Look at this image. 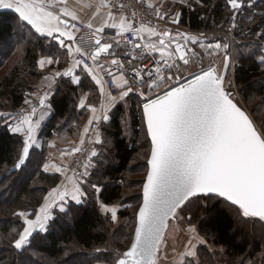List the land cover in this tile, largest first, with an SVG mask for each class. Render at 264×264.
I'll return each instance as SVG.
<instances>
[{"label":"snow or ice","instance_id":"obj_1","mask_svg":"<svg viewBox=\"0 0 264 264\" xmlns=\"http://www.w3.org/2000/svg\"><path fill=\"white\" fill-rule=\"evenodd\" d=\"M60 3L66 4L67 0H60ZM227 4L234 13H238L246 7L247 0H227ZM51 7L52 5L46 0H0V8L14 9L19 14L21 22H27L36 32L58 40L62 47L68 49L70 55L74 51L80 56L88 57L93 65H97L101 54L111 55L110 49L113 48V43H102L100 39V34L105 28L118 29L117 36L133 33L138 39H143L144 34L147 33L150 37L158 38V43L148 42L143 45L127 41L133 50L160 52L163 63H155L154 68L146 73L147 80L143 69L133 67L131 71L133 79L144 84L150 93L162 92V94L156 95L154 99H147V102L142 104V120L146 124L147 136L150 137L151 143L148 160L150 167L143 184V202L137 213L133 242L115 264H161L162 249L168 247L169 221L178 219L179 212L193 198H225L227 202L238 207L243 218L264 222V122L257 126L256 116L249 113L239 102L235 85L231 80H226V70L232 62L229 44L216 43L207 46L216 52L224 50L223 71H218L215 66L210 65L206 70L201 69L198 74L194 73V78L187 83L175 86V82L180 78L181 64L188 66L195 62L196 53L187 49V42L199 41L203 36L202 33L200 36L181 33L179 35L184 43H180L172 38L170 31L160 32L156 27L148 26L143 22L139 27H134L133 22L125 15L116 17L109 10L106 13L107 19L94 29L97 35L95 51L85 53L79 46L74 48L72 43L65 44L63 37L74 41L72 30L79 31V29H76L75 24L70 26L67 19L62 20L59 14L50 10ZM108 7H110L108 0H99L93 15H99L101 8ZM149 7L155 8V5L149 3ZM61 12L65 17L71 16L72 20L79 19L75 12L65 9H61ZM165 15L167 12L161 13L156 9V16L160 20H163ZM231 19L234 20L235 16ZM172 22L179 23V20L173 19ZM87 27L92 29L93 24L89 22ZM259 27L260 30L255 33L261 38L259 49H249V51L253 55H258L260 62L264 63V26ZM231 28L239 29L240 25L232 23ZM57 33L59 35H56ZM116 44L118 46V41ZM200 46L206 47L204 44ZM57 62L45 58L39 61V65L43 68L46 64ZM111 64L116 66V73H113L111 68H105L104 65L90 67L82 59H74L72 68L45 78L54 81L55 77L61 75L73 76L74 82L79 83L80 78L74 76L73 69L81 65L85 71L92 74V78L100 85L103 99L99 109L87 105L92 115L83 129V135L91 132L96 143L103 141L100 139L99 131L91 126L101 120H109L108 113L117 102L125 100L133 92L131 83L125 77L123 62L113 59ZM144 67L147 68V65ZM97 69L104 70L107 75L113 77L115 86L119 89L118 95H112L111 91L104 87ZM173 69L175 72L172 71ZM48 95V92H44L39 98L41 109L47 108L45 101ZM140 95L143 96L144 93L140 92ZM25 103L29 101L26 100ZM85 106L86 97L80 102L81 108ZM37 114L38 109L33 106L27 113L18 114V118L9 125L13 133L23 137L19 158L14 164L17 169L26 164L30 151L37 143L36 133L45 113L41 110L39 117L34 119ZM9 115L0 113V117H5V123ZM80 144L81 146L84 144L83 136ZM68 151L75 153L81 151V148L76 147ZM91 155L96 156L97 153L93 151ZM52 167L56 172L65 175L66 181H62L48 193L35 219L27 218L23 211L17 213L24 217L25 226L12 241L15 249H24L37 229L47 231V224L52 219L53 207H59L61 212H66L67 199L81 203V198L87 196L81 187L82 183H88L87 180L78 179L74 171L68 176L70 169L67 165H52ZM48 168L49 165L45 164V171ZM87 175V170L80 174L81 177ZM91 187L98 190L96 184H92ZM102 209L105 213H110L113 222L117 220L116 207L102 205ZM187 231L191 235L187 239L184 251L178 254L177 264H197V245L207 243L200 237L194 225H190ZM163 258L167 259V253H164ZM241 264H256V261L242 259Z\"/></svg>","mask_w":264,"mask_h":264},{"label":"trees","instance_id":"obj_2","mask_svg":"<svg viewBox=\"0 0 264 264\" xmlns=\"http://www.w3.org/2000/svg\"><path fill=\"white\" fill-rule=\"evenodd\" d=\"M257 2L258 0L255 3ZM255 3L253 4L255 5ZM247 11L251 10L247 9ZM233 13L227 4V0H199V2L194 0L191 5L182 6L179 22L181 25L196 31L228 28ZM238 14L241 27L246 31L256 30L259 23H264V21L254 22L253 18L249 20L246 16H243L244 14L239 12ZM19 31L23 32L22 37L23 39L25 37L26 47L19 55V59L10 64L7 71L0 78V110L3 113L10 114L7 117V123L4 122L5 117H0V208L3 209L6 215L5 218H0V224L4 225L1 230L5 236L10 232L13 225L20 228L24 227V221L17 213L20 211H36L42 205L48 189L56 186L60 181V174L45 171L42 167L47 149L49 150L46 145L43 146V149L33 147L32 152L35 154V158L30 159L31 156H29L24 166L18 169L14 167L19 158L23 137L10 130L9 117L21 113L27 105L25 101L29 98V91L34 90V85H32L34 79H40L44 74L38 68L37 59L39 54L47 53L45 51L47 45H45L44 40L33 38V35H35L33 31L29 26L23 24L16 14L1 10V66L4 65L6 58L16 50ZM244 40L248 41L249 39ZM19 41H21V38ZM2 44L5 45V49L2 48ZM1 58H3V61H1ZM194 60L198 62L197 55ZM263 78L264 70H262L260 63L254 58L253 54L249 58L242 56L239 59L235 70V84L242 89L244 97L257 92L254 90L255 83L260 82ZM87 91L91 92L89 103L98 104L102 94L100 86L95 81L90 80L87 83L84 77L81 83L77 85L69 78L62 77L60 79L51 101L54 112L42 127L41 134L44 139H50L54 136L59 138L66 136L65 139H67L79 135L77 124L82 117L85 118L89 113L86 106L79 107V100L81 95ZM129 97H131V93ZM133 102L135 103V100ZM133 108L134 110L131 109L128 114L123 103L119 102L113 110L111 120L105 126L103 123L101 124L106 139L109 138L111 144L108 148L109 154H106L108 153L107 150L106 153L101 155L102 159L104 157L103 163L106 165L103 166L101 171H103L105 178L109 179V182L104 185L99 198L106 205H112L123 200V188L120 182L126 180L131 164L140 150L147 147L151 150L150 139L142 120V111L138 114L134 105ZM139 116L141 117L139 118ZM126 120L127 123L125 124L124 121L126 122ZM68 144L64 145L69 146ZM105 145L106 143L104 149H102L103 152L105 151ZM35 162L37 163L34 164ZM107 162L110 163L107 165ZM145 168L147 174L148 159L145 162ZM140 197L142 201V190ZM198 200L199 202L196 203L198 208L194 218L197 220L199 229L204 233L207 242L216 248L214 252H211V256L215 255L219 264H232L240 257L246 258L253 251L249 256L256 260L257 254L262 250V238L249 237L248 230L243 226H238L237 218L231 210L237 211L242 221L258 226L260 231V227H264V222L258 219L243 218L238 207L223 198H193L185 206ZM120 213L122 216L130 214L129 211ZM67 217L70 219H66ZM33 241L32 245H35L40 253L56 259L60 258L72 245L81 247L84 250L105 245L108 241V230L106 229V221L96 203L93 201L80 204L72 203L71 210L62 215V220L56 219L48 233L41 235L40 238L35 237ZM9 243L8 249L14 254L25 255V251L29 247L26 246V248L19 251L14 248L11 241ZM251 248L254 249L251 250ZM219 249L224 250V255L219 252ZM28 258H33V254L30 253ZM212 264H214V261H212Z\"/></svg>","mask_w":264,"mask_h":264},{"label":"rangeland","instance_id":"obj_3","mask_svg":"<svg viewBox=\"0 0 264 264\" xmlns=\"http://www.w3.org/2000/svg\"><path fill=\"white\" fill-rule=\"evenodd\" d=\"M256 1L257 0H247L246 9L244 8L245 11L242 10L239 13L244 14L243 16H246L249 20H252L253 18L254 22H262L264 21V0H258V2L255 3ZM253 3H255V5ZM247 9L251 11H247ZM236 14L237 16L239 15L238 13H233L232 17L233 16L236 17ZM236 18H237L236 22L241 26L239 22L240 20L238 19L239 16ZM260 24L262 23H259L257 25L258 28H260L259 27ZM229 25L230 26L228 28H217L210 31H198V32L195 31L192 33L182 31V33H186L190 36H200L201 33L203 34V36L200 38L199 41H188V43L192 46L194 52L198 56V62L190 63L188 66H184L182 64L180 74L184 76L188 74L190 76L193 75L194 73L196 74L200 72L201 69L206 70L210 65L215 66L218 71H223L224 50L221 49L219 52H216L212 49H209L207 46L216 43L229 44L230 46L229 53L232 56V62L226 80H231L233 82V84L235 85V92L237 94V99L247 109L249 113H252L254 116H256L255 122L259 126L261 122H264V89H263L264 78L261 79L260 82L255 83L254 90L257 92L250 93L248 97H244L241 91L242 89H240L235 84V70L237 68V62H239V59L242 56L245 58H249V56L251 57L252 53L249 51V49H257V50L259 49L261 38H257V37L254 38L252 36L242 38L241 35L240 37H238L235 28H231V23ZM22 36H23V32L19 31V33L17 34L18 43H16L18 45L16 46L17 51L15 50L16 52L15 51L12 52V54H10L6 58V60L4 61V65L2 66L0 65V78L7 71L9 65L13 64L15 61L19 59V55L26 47V41L24 42L25 37L23 39ZM173 36L172 38H174ZM20 38L21 41H19ZM244 39H249L252 41L249 40L247 41ZM156 43L158 42L156 41ZM201 44H204L206 47L201 48L200 46ZM1 46L3 49L6 48L5 45L3 44ZM253 56L260 63L262 70H264V63L260 62L258 55H253ZM1 61H3V58H1ZM82 74L86 78L87 83L90 80L91 81L94 80L91 74H89L87 71L83 70ZM40 80L41 79H36V80L34 79L32 85H34V87L35 85H39ZM31 93L33 92L29 91L28 93L29 96ZM161 93L162 92L154 93V96ZM32 101H29V103L25 105L24 109L29 106L32 107L36 106L35 103H34L35 105L31 104L33 103ZM0 113H3L2 110H0ZM88 115L89 113L85 116V118L82 117L80 122L77 124V133L79 132L80 136L79 135L78 136L81 138L82 136L83 137L85 136L83 135V129L87 125V122L89 120ZM124 123H127V120L126 122L124 121ZM99 133L101 134L100 139L103 141V143L97 144V149H96L97 155L91 156L87 162V165L84 166V168L78 172L75 171V169L72 167V161H73L72 160L73 155H72L69 166L70 171H68L67 175L71 176L72 172L74 171L78 179L87 180L88 182L87 184H83V183L81 184V187L87 193L86 197L81 198L82 200L81 203H85V202L87 203L88 201L89 202L93 201L94 203L97 204L101 215L106 221V229L108 230L107 243L103 246L95 247L90 250H84L81 247H76L72 245L65 251V253L60 258H56V259L50 258L49 256L40 253L35 247V245H32V242H34L33 240L35 239V237L40 238L41 235L48 233L54 221L56 219L62 220V215L67 211L69 212L71 210L72 203H76V202L69 198L65 202V206L67 208L66 212H61L59 210V207L52 208L51 210L52 219L49 220L47 224V231H40L39 229H37L33 233V235L29 238V244L26 245L29 247L25 251L26 252L25 255L14 254L12 251H10V249H8L9 247L8 245L10 244L9 241L12 242V240L17 238V234L23 230V227L20 228L18 226L13 225V227H11L10 232L5 236L3 231L1 230L4 225L0 224V264H115V261L118 258H120L122 253L128 250L134 238V232L137 223L136 212L138 211L139 209L138 207L142 202L140 193L143 187V180L147 175L145 162L149 158L148 156L150 155L149 153L150 150L149 147L140 150L135 160L131 164V168L129 170L126 180L120 182L123 188V200H121L118 203L108 205L109 207H116L117 209V220L113 222L110 219V213H105L103 211L102 205H106V204H104L99 198L100 192L103 190L104 185L109 182V179H106L105 176L103 175V171H101L103 166H106L103 163L104 157L102 159L101 155L107 152L111 144L109 138L106 139V134L103 131L102 125L100 127ZM65 137L64 138L55 137L53 141L57 146L68 143H69L68 145L70 146L71 145L70 143H74L73 140H75V138L77 139V137H73V138L69 137L67 139H65ZM105 143H106L105 151L103 152L102 149H104ZM42 145L40 146L39 144V146L37 147L43 149L44 145L43 146ZM30 154H31L30 159L35 158L34 157L35 154H33L32 150L30 151ZM106 154L107 155L109 154V150L108 153ZM55 156H57V153L53 156L52 150L47 149L45 161L44 163H42L43 169L45 164L52 166L50 162L55 161L54 160L56 159ZM36 163L37 162H35L34 164ZM109 163L110 162H107V165ZM85 170H87L88 175L86 177H81L80 174L85 172ZM62 181H66V176L60 174L59 183L56 186L50 187L48 189V192L44 196V199L45 197L48 196V193L53 188L60 185ZM92 184H96L98 190H94L91 187ZM44 199H43V203H44ZM197 202H199V200L195 201V203H191L185 206L183 210L179 212L178 214L179 218L176 220H171L169 222V230L167 234L168 247L166 249H162L161 264H177L178 254L184 251L185 245L187 243V239L191 235V233L187 231L190 225H194L200 237H202L207 242L204 233H202L199 229L197 220L194 218V216L196 215V209L198 208L196 205ZM41 206H39V208ZM39 208H37L36 211H23V212L26 213L27 218L35 219V215L38 213ZM124 211H129L130 214L128 216H122L120 212H124ZM231 211L235 214L237 218L238 226L239 227L243 226L246 228V230H248L249 237L254 236V237L262 238L261 239V242L263 244L262 250L257 254V259H256L257 261L256 260L255 261L257 264H264V255H262V253H264V227H260L261 228L260 231L258 230V226L242 221L237 211H235L234 209ZM5 216H6L5 212L3 211V209L0 208V218L2 217L5 218ZM22 219L24 221V217H22ZM66 219H70V218L67 217ZM215 249L216 248L212 247L208 242L203 245H197V253H198L197 264H212V261H214V264H219L218 258L215 255L211 256L212 254L211 252H214ZM253 249L254 248H251V250ZM18 250L21 251L23 249H18ZM219 252L222 255H224L223 249H219ZM252 252H250L249 255H251ZM30 253L33 254V258L29 259L28 257ZM164 253H167V259L163 258ZM249 255H247V257L244 258L247 260H253V257L251 258ZM244 258L240 257L238 260L236 259L235 261H233L232 264H241V261Z\"/></svg>","mask_w":264,"mask_h":264},{"label":"built area","instance_id":"obj_4","mask_svg":"<svg viewBox=\"0 0 264 264\" xmlns=\"http://www.w3.org/2000/svg\"><path fill=\"white\" fill-rule=\"evenodd\" d=\"M108 3L110 6L107 8L108 11L110 10L113 13V15L118 17L121 14L125 15L129 20L133 22L134 27H139V24L143 22L148 26L156 27L157 30L160 32L170 31V33L173 34L176 33L175 35L176 37L173 38L174 40L184 42L183 38L179 35L182 33V31L191 32V33L196 31L181 25L180 22L173 23L172 20L175 19L173 14H171L169 11L161 10L157 6H155V8L149 7V3L145 0H108ZM121 5H123V7H121ZM156 9H159L161 13L167 12V15L164 16L163 20H160L156 16ZM133 13H135V17H133ZM236 17H238L237 14ZM236 17L234 20L233 19L230 20L231 24L237 23ZM72 24H75L76 29H79V31L72 30L75 36L74 44L76 46H79L85 53L94 52L97 47L95 44L97 35L94 29L93 28L89 29L87 27V24L79 20H70V26ZM260 25L264 26V23L262 22V24ZM259 30L260 28L257 27L256 30L246 31L241 26L239 29H235V31L237 32V36L240 37L241 35L242 38L250 37V36L255 38L257 37L255 33L258 32ZM117 32L118 31H114V32L105 31L104 33L100 34L101 42L113 43V48L110 49L111 55L108 53H103L98 57L97 61H100L103 58L107 57V58L117 59L123 62L125 77L129 80V82L133 87V92H131V95L132 97L140 96V101L138 102V104L135 105L138 114H140L142 104L144 102H147V99L155 98L156 95L154 96V93H150L144 84H141L139 81L133 79V74L131 69L133 67L143 69L145 73V80H147L148 77L146 73L154 68L156 62H161V63L163 62L161 61L160 54H157L156 52L143 51L142 49L133 50L131 44L127 43V41H132L133 43L143 45L145 43L151 42L149 39H147L146 33L144 34L143 39H138L133 33H125L123 36H117ZM111 38L112 39L114 38L115 43L111 42L110 40ZM117 41H118V46L116 44ZM187 49L191 50V52H194L192 46L188 42H187ZM142 52L143 54H141ZM74 59H82L84 63L89 64L90 67H94L92 61L86 56H80L75 53ZM144 65H147V68H145ZM110 68L113 73H116L117 71L116 66L111 65ZM181 68H182V64L180 66V72H181ZM172 71L175 72V69H173ZM192 77L194 76L193 75L189 76L188 74L184 76L180 74V78L178 81L175 82V86L185 83L186 81L190 80ZM101 78L103 80L104 87L107 90H110L112 95L116 96L119 94V89L116 88L112 76L107 75V73L105 72L104 74L101 75ZM137 89H139V91H137ZM140 92H143L144 95L143 96L140 95ZM30 110L31 108L27 109V111ZM140 117L141 116H139V118ZM91 127L100 131L101 121L99 123H94ZM83 139H84V144L82 146L81 144L74 146V148L80 147L81 151L73 153L72 156V160H73L72 167L77 172L81 171L84 168V166L87 165L89 158L92 156L91 153L93 151L96 152L97 144H98L95 142V138L91 132L85 135Z\"/></svg>","mask_w":264,"mask_h":264},{"label":"crops","instance_id":"obj_5","mask_svg":"<svg viewBox=\"0 0 264 264\" xmlns=\"http://www.w3.org/2000/svg\"><path fill=\"white\" fill-rule=\"evenodd\" d=\"M145 1L157 6L161 10L169 11L171 14H173L175 19H177V17H178V20L180 19L182 6H184V5L189 6V5H191L192 2H194V0H183V2H182V0H145ZM46 2L50 5H52L50 10L59 14L61 16L62 20L67 19L69 21V25H70V20H72V18H71V16L65 17L63 12H61V9H65V10L70 11V12H75L77 14V16L79 17V19H77V20L82 21L85 24H88L89 22H91L93 24V29L100 26L104 22V20L107 19V16H106V13L108 12L107 8H101L99 15H95V16L93 15L96 11V6L98 5L99 0H67L66 4L60 3V0H46ZM89 4H92L93 6L88 7L87 5H89ZM1 10L11 11L19 17V14L16 13L14 9L0 8V11ZM177 14H178V16H177ZM116 17H118V16H116ZM22 23L29 26L30 29L33 31V33L35 34V35H33V38L36 37L38 39L44 40L45 45H47V47L45 48V51H47V53L44 52V54H42V53L39 54V57L37 59L38 68L44 74L40 78L41 80H40L39 85H35L34 90L31 91L33 93L30 94V96L27 100V101L33 100L32 101L33 103H31V104L32 105L36 104V107L38 109L37 117H34V119H37L39 117V112L41 110H43L45 113L43 120L40 121V127L36 133L37 143L34 146L37 147V146H39V144L41 146L44 143L43 145H46L47 147H49V149L52 150L53 156L57 153V156H55L56 159H54L55 161L54 162L51 161L50 164L57 165V166L67 165L69 168L70 159H71V156L73 155V153H70L68 150L73 149L74 146L80 144V140H81L80 139L81 137H79L80 135L77 137V139L75 138V140H73L74 143H70L71 144L70 146L63 145V144L57 146L53 141L55 136L50 138V139L45 138L46 139L45 140L43 138V135L41 134V132H42L43 125L50 119V117L52 116V114L54 112V108L52 106L51 101H52V97L54 96V94L57 90L60 79L62 77L69 78L70 80H72L74 82L73 76H66V75H61L59 77H55L54 81H49V80H46L45 78L46 77H53V76H55V73H57V72L64 73L66 70L72 68L75 52L73 51V53L70 55L68 52V49L66 47H62L59 44L58 40H54L52 37H48L46 35H42L41 33L36 32V30L31 25L27 24V22H22ZM109 23H111V21H109ZM105 31L114 32V31H118V29L105 28ZM171 34H173V33H171ZM56 35H59V34L57 33ZM175 35H176V33L174 34L173 37H175ZM146 37L151 42H154V43H156V41L158 42L157 37H150L148 35H146ZM63 39L65 41V44L72 43L73 47L74 48L76 47V45L74 44V41H70L67 37H63ZM110 40H111V42H114V38L113 39L111 38ZM166 43H168V42H166ZM156 53L160 54V52H158V51H156ZM45 58H51L52 60L58 61V62L53 63V64H46L45 67L41 68L39 65V61L41 59H45ZM112 60H113L112 58L105 57L102 60L97 61V65H104L105 68H110L112 65L111 64ZM97 65H94V67H96ZM83 70L84 69H83L82 65L80 67L73 69L74 76H78L80 78L79 83L74 82V84L78 85L81 83L82 79L84 78V76L82 74ZM97 71H98V75L100 77L102 74L105 73L104 70L97 69ZM91 76H92V74H91ZM93 81H95V80H93ZM49 84L51 85L50 87H49ZM44 92H48V94H49L46 101H45L47 108L41 109V106L39 105L38 100L43 95ZM129 96H130V94H129ZM129 96L126 97L125 100L117 102V104L119 102L123 103L128 114L130 113L131 109L134 110L133 105L135 107V105L138 104V102L140 101V96L132 97V95H131L132 98ZM85 97H86V107H87V105H92V106H95L97 109H99L103 97L101 98V100L98 104L89 103V99L91 98V92L87 91L81 95L80 100H79V107H80L81 100ZM134 100H135V103L133 102ZM115 107H116V105H115ZM115 107L112 108V110L108 113L109 114V120H107V121L101 120V124L103 123L105 126V124L111 120L112 113H113L112 111L115 109ZM28 108H32V106L26 107L25 109L23 108L21 113H27ZM88 110H89V108H88ZM91 115H92V113L89 110L88 119L91 117ZM15 118H18V114H13V116L9 117L10 125L13 124V120ZM127 131H129V130H127ZM100 136H101V134H100ZM47 171L51 172V173H58L54 170V168L52 166H49ZM58 174H61V173H58Z\"/></svg>","mask_w":264,"mask_h":264},{"label":"water","instance_id":"obj_6","mask_svg":"<svg viewBox=\"0 0 264 264\" xmlns=\"http://www.w3.org/2000/svg\"><path fill=\"white\" fill-rule=\"evenodd\" d=\"M177 42H180V43H184V42H182V41H178V40H176ZM172 47L174 48V45H172ZM231 55V54H230ZM230 66H231V63H230V65H229V67L227 68V70H226V78H227V75H228V73H229V69H230ZM223 70H224V68H223ZM194 77H192L191 79H193ZM190 79V80H191ZM189 81V80H188ZM188 81H186L185 83H187ZM184 84V83H183ZM179 86V85H178ZM154 99V98H153ZM247 110V109H246ZM256 123V122H255ZM258 126V125H257ZM145 127H146V124H145ZM149 139H150V137H149ZM150 159V155H149V158H148V160ZM149 164H148V169H149ZM147 176V175H146ZM146 181V177H145V180H144V182ZM144 184V183H143ZM210 195H214V194H210ZM223 199H225V198H223ZM142 202H143V187H142ZM142 202H141V204H140V206L142 205ZM231 203V202H230ZM140 206H139V208H140ZM138 211H139V209H138ZM138 211H137V213H138ZM137 216V215H136ZM170 222V221H169ZM136 226H137V223H136ZM134 239V238H133ZM133 242V241H132ZM131 246V245H130ZM127 251V250H126Z\"/></svg>","mask_w":264,"mask_h":264}]
</instances>
